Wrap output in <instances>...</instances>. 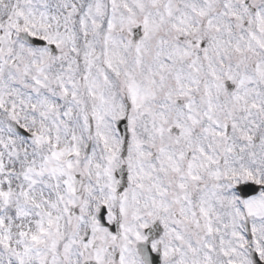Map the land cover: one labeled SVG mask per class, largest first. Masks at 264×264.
Instances as JSON below:
<instances>
[{"label": "snow or ice", "instance_id": "snow-or-ice-1", "mask_svg": "<svg viewBox=\"0 0 264 264\" xmlns=\"http://www.w3.org/2000/svg\"><path fill=\"white\" fill-rule=\"evenodd\" d=\"M0 264H264V0H0Z\"/></svg>", "mask_w": 264, "mask_h": 264}]
</instances>
